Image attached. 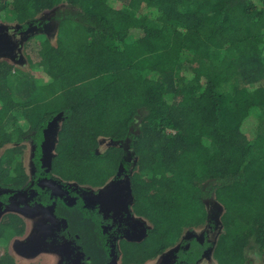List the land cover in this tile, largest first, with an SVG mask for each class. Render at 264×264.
<instances>
[{
  "label": "trees",
  "instance_id": "trees-1",
  "mask_svg": "<svg viewBox=\"0 0 264 264\" xmlns=\"http://www.w3.org/2000/svg\"><path fill=\"white\" fill-rule=\"evenodd\" d=\"M3 14L44 80L0 62V188L28 184L30 144L38 176L128 185L132 214L150 227L139 241L120 233L123 264H143L201 226L209 232L183 238L173 264L211 253L217 264H264V0H0ZM37 191L52 207L63 202ZM76 212L95 224L83 234L105 245L102 214ZM24 231L6 215L0 244Z\"/></svg>",
  "mask_w": 264,
  "mask_h": 264
},
{
  "label": "flooded vegetation",
  "instance_id": "flooded-vegetation-1",
  "mask_svg": "<svg viewBox=\"0 0 264 264\" xmlns=\"http://www.w3.org/2000/svg\"><path fill=\"white\" fill-rule=\"evenodd\" d=\"M29 146L32 148L30 144ZM32 157L33 149L29 165L26 167L25 163L22 162L28 176V184L25 187L21 189L0 188V215H2L0 222L6 215L14 214L25 223L23 235L14 237L8 244H0V248L3 250L0 259L8 254L13 258L14 264H123L122 253L119 248L120 233L123 232V238L130 241H139L144 230H147V226H149L145 219L132 214V200L130 191L127 190L129 189L128 185L113 182L114 193L108 192L107 196L99 194L97 200L83 193L85 187L71 182L65 183L57 176L49 178L44 174L38 176ZM46 164L43 167H46ZM49 172V169H46V173ZM39 188L44 191L45 196L50 195L62 199V204L52 207L42 194L38 193ZM86 188L95 193L99 189ZM100 196L104 198L99 200ZM104 199L106 200L104 201ZM78 201L80 205H77ZM80 208L102 214L106 220L105 229L111 233L105 245L102 238L94 235L90 239L88 234H83V232H87V228H94L95 224L93 220H91V224L78 220L76 211H79ZM6 211L9 212L6 213ZM134 218L141 219L148 225L138 222ZM205 229L202 237L208 231L206 226ZM220 233L221 231L210 232L209 236L213 241H216ZM183 238L187 237L183 236ZM18 239L22 241L16 245L17 254L12 251L13 255L10 251V245ZM182 239L178 242V246ZM96 242L97 245L94 244ZM99 245L108 246V253L102 255L103 252L99 250ZM168 251L143 264L149 262L173 264L172 253L169 254ZM209 258H214L212 253L200 262Z\"/></svg>",
  "mask_w": 264,
  "mask_h": 264
},
{
  "label": "rangeland",
  "instance_id": "rangeland-1",
  "mask_svg": "<svg viewBox=\"0 0 264 264\" xmlns=\"http://www.w3.org/2000/svg\"><path fill=\"white\" fill-rule=\"evenodd\" d=\"M20 26L16 23V21L14 20L13 17L7 16L5 14L0 15V62H5L8 65L13 67V72H15V70H19L25 74H29L30 76L34 77L36 79V81H43L44 79H41L40 74L38 73V71L33 70L30 66V64L27 62L26 57L24 56L23 53V43L25 42V37L20 35L18 33ZM50 40L52 41L51 43L54 44L56 42V33H51L50 35ZM46 83V81H44ZM15 85V82H14ZM253 123L255 124V119L251 118V120H249L246 125H245V131L247 132V134H250V130H252V125ZM60 124V123H59ZM59 124H55L51 130H49V132L47 133V142H48V146H47V155L48 156H52L53 154V144L54 141H56V132L58 131L59 128ZM251 135V134H250ZM111 145L110 142H104L101 147L100 150L103 152L105 151L109 146ZM1 154V153H0ZM31 154H32V148L27 145V149L22 157V162L25 163L26 167L29 165V160L31 158ZM113 185V181H110L105 187L103 188H99L96 193L94 191H90L88 188H84L83 193L85 195H89L92 196L93 198L98 200L99 194H104V195H108V192H111L112 194L114 193V187ZM95 193V194H92ZM102 198H104L103 196H100L99 200H102ZM127 199V198H126ZM106 199H104L105 201ZM104 204V202H103ZM103 207H106L105 205H103ZM128 208H130V206L128 205ZM9 211H6V213ZM5 213V212H4ZM0 215V219H1ZM136 221L141 222L143 224H147L145 223L143 220L141 219H136L134 218ZM148 225V224H147ZM147 228H149V226H147ZM206 231L205 226H201L199 228H194L192 230H186L184 233V237H189V236H196V237H202L203 233ZM22 240H14L11 245H10V251L16 253V245L18 244V242H21ZM179 242V241H178ZM178 242L177 245L175 244V247L173 246V248H170V250L168 251L169 254L172 253L176 247L178 246ZM3 250L0 248V255L2 254ZM12 252V254L14 255V253ZM257 256V255H255ZM50 262V261H49ZM148 264H158V262H149ZM160 264V262H159ZM198 264H217L214 258H209V259H205L202 262H199Z\"/></svg>",
  "mask_w": 264,
  "mask_h": 264
}]
</instances>
